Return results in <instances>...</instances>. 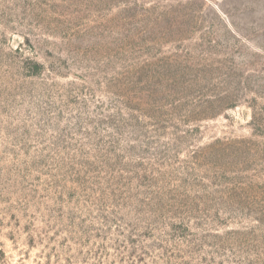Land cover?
<instances>
[{"label":"rangeland","instance_id":"1","mask_svg":"<svg viewBox=\"0 0 264 264\" xmlns=\"http://www.w3.org/2000/svg\"><path fill=\"white\" fill-rule=\"evenodd\" d=\"M0 264H264V0H0Z\"/></svg>","mask_w":264,"mask_h":264}]
</instances>
